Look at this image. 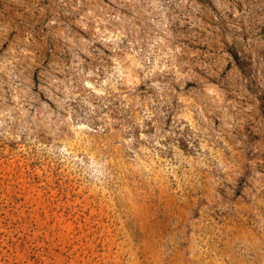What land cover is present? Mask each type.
<instances>
[{
	"label": "rangeland",
	"instance_id": "1",
	"mask_svg": "<svg viewBox=\"0 0 264 264\" xmlns=\"http://www.w3.org/2000/svg\"><path fill=\"white\" fill-rule=\"evenodd\" d=\"M0 264H264V0H0Z\"/></svg>",
	"mask_w": 264,
	"mask_h": 264
}]
</instances>
